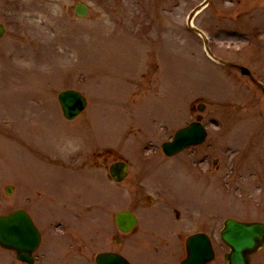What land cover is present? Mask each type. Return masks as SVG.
I'll use <instances>...</instances> for the list:
<instances>
[{
	"label": "rangeland",
	"instance_id": "1",
	"mask_svg": "<svg viewBox=\"0 0 264 264\" xmlns=\"http://www.w3.org/2000/svg\"><path fill=\"white\" fill-rule=\"evenodd\" d=\"M203 1L0 0V20L7 27L0 40V214L18 207L32 210L45 235L40 248L44 264H94L62 249L74 239L113 249L104 242V231L134 189L143 214L149 205L145 195L160 200L150 203L159 208L149 215L155 230L169 233L180 225L166 212L164 195L190 205L189 219L193 210H206L205 224L197 227L211 234L218 264H225L228 251L220 240L224 219L264 221V96L237 69L208 61L204 42L187 26L188 16ZM78 2L91 7L84 19L74 14ZM252 24L261 38L256 50L249 41ZM192 25L208 30L210 51L238 59L264 80V0H210ZM69 88L89 97L87 109L74 121L63 117L58 102L59 92ZM195 102L206 104L211 138L238 119L226 133L228 147H244L256 170L241 165L229 177L230 154L221 152L215 155L219 167L204 181L195 178L196 169L182 164L184 156L160 154L161 143L182 119L194 116ZM225 119L222 126L212 123ZM169 124L176 126L155 135ZM118 158L131 165L122 183L108 178L109 160ZM7 185L15 188L11 195L5 193ZM60 222L71 229L66 239L57 228ZM146 233L143 229L136 247L124 253L136 264H170L152 258L156 246ZM14 255L0 249V264H21ZM253 264H264V249Z\"/></svg>",
	"mask_w": 264,
	"mask_h": 264
},
{
	"label": "water",
	"instance_id": "2",
	"mask_svg": "<svg viewBox=\"0 0 264 264\" xmlns=\"http://www.w3.org/2000/svg\"><path fill=\"white\" fill-rule=\"evenodd\" d=\"M90 8L85 3L75 6V12L79 17H85ZM5 33L0 25V37ZM244 73L250 72L242 68ZM64 115L68 119H74L86 107V98L79 92L69 90L59 95ZM197 125L183 130L178 134L176 142L166 144L165 150L168 155L176 153L183 144L194 143L201 137ZM127 165L117 163L111 167V174L117 181L127 176ZM10 192V191H8ZM128 216V217H127ZM126 217V219H125ZM125 219V220H124ZM122 222L126 227H122ZM117 223L124 230L134 226V218L130 214L120 213L117 216ZM222 238L232 248L227 255L229 264H249L250 255L264 245V224L262 223H240L234 220H227L226 227L222 231ZM40 243V233L34 226L32 220L24 210H18L7 216H0V245L4 248L15 249L18 258L33 263L32 252ZM112 254L99 255V261H109V264H127L124 260L114 257ZM118 257V256H117ZM212 257L208 250H193L188 264H206ZM119 260V261H118Z\"/></svg>",
	"mask_w": 264,
	"mask_h": 264
},
{
	"label": "flooded vegetation",
	"instance_id": "3",
	"mask_svg": "<svg viewBox=\"0 0 264 264\" xmlns=\"http://www.w3.org/2000/svg\"><path fill=\"white\" fill-rule=\"evenodd\" d=\"M173 211V214H172V212H170V215H171V218L175 221V222H180V221H182L183 219H182V215L179 213V212H177L178 210L177 209H174V210H172ZM138 231H139V229H138ZM137 232V231H136ZM134 233H132L130 236H132ZM130 236H124L123 237V241H124V244H125V241H127L128 240V238L130 237ZM179 237H182V234L181 233H179ZM181 242H182V240H180ZM183 242H184V240H183Z\"/></svg>",
	"mask_w": 264,
	"mask_h": 264
},
{
	"label": "bare ground",
	"instance_id": "4",
	"mask_svg": "<svg viewBox=\"0 0 264 264\" xmlns=\"http://www.w3.org/2000/svg\"><path fill=\"white\" fill-rule=\"evenodd\" d=\"M44 54H45V51H44ZM88 57H90V55H89ZM212 171H213V170H212Z\"/></svg>",
	"mask_w": 264,
	"mask_h": 264
}]
</instances>
